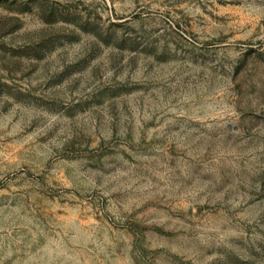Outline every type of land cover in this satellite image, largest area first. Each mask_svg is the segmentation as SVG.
I'll return each mask as SVG.
<instances>
[{
  "label": "rangeland",
  "instance_id": "rangeland-1",
  "mask_svg": "<svg viewBox=\"0 0 264 264\" xmlns=\"http://www.w3.org/2000/svg\"><path fill=\"white\" fill-rule=\"evenodd\" d=\"M0 264H264V0H0Z\"/></svg>",
  "mask_w": 264,
  "mask_h": 264
}]
</instances>
